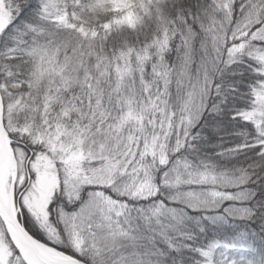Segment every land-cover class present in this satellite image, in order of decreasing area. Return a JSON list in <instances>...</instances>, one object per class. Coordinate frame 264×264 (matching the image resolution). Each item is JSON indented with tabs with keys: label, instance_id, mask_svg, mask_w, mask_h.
<instances>
[{
	"label": "snow or ice",
	"instance_id": "obj_1",
	"mask_svg": "<svg viewBox=\"0 0 264 264\" xmlns=\"http://www.w3.org/2000/svg\"><path fill=\"white\" fill-rule=\"evenodd\" d=\"M0 264H264V0H0Z\"/></svg>",
	"mask_w": 264,
	"mask_h": 264
}]
</instances>
